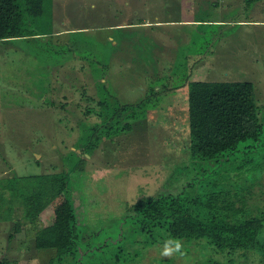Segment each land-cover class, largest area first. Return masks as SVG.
Returning <instances> with one entry per match:
<instances>
[{
    "label": "rangeland",
    "instance_id": "obj_1",
    "mask_svg": "<svg viewBox=\"0 0 264 264\" xmlns=\"http://www.w3.org/2000/svg\"><path fill=\"white\" fill-rule=\"evenodd\" d=\"M45 9L30 25L53 32L0 40V257L12 264L53 263L56 248H38L35 235L55 219L76 212L80 233L104 240L138 199L196 186L189 80H251L264 115V0H45ZM125 119L131 125L120 127ZM88 126L100 137L90 154L80 149ZM78 153L86 159L72 168ZM61 170L70 186L29 222L10 180ZM251 190L248 204L264 208V171ZM119 238L141 251L126 264L169 258L160 255L167 239ZM107 250L98 257L113 264L117 248ZM184 252L172 264H264L258 252L222 253L204 241H187Z\"/></svg>",
    "mask_w": 264,
    "mask_h": 264
},
{
    "label": "trees",
    "instance_id": "obj_2",
    "mask_svg": "<svg viewBox=\"0 0 264 264\" xmlns=\"http://www.w3.org/2000/svg\"><path fill=\"white\" fill-rule=\"evenodd\" d=\"M45 10V0H0V40L53 32L35 31L30 25ZM254 85L251 80H189V153L202 163V172L199 182L186 194L170 192L138 199L124 215L119 231L109 233L104 240L98 236L101 232L82 235L77 213L72 212L41 226L36 231V246L56 248L51 264H87L95 259L105 264L98 254L110 247L117 248V253L125 250L126 256L141 253L139 248L131 253L125 248L127 244L121 242L119 235L127 237L129 233L135 243L145 240L151 246L160 238L176 237L184 243L204 241L222 253L258 252L264 258V208L251 207L246 193H252L254 180L264 171V115L260 113ZM142 112L143 109L132 110L125 113V118L137 119ZM126 119L120 127L131 125V120ZM96 130V126L85 129L88 135L84 147L80 148L82 152L90 154L95 150L100 137L94 140L91 137ZM78 156L80 160L72 168L79 167L86 159L79 153ZM203 161L208 164L204 165ZM68 175L61 170L22 175L21 180L14 178V183L10 180L11 192L20 195L26 204L24 214L29 222L38 219L52 199L70 186ZM241 178L244 180L240 181ZM14 225L16 230L21 228L18 222ZM117 253L113 264L120 262ZM130 256L124 264L132 260ZM171 261L160 258L155 262L172 264ZM0 264L12 262L2 256ZM215 264L225 262L220 258Z\"/></svg>",
    "mask_w": 264,
    "mask_h": 264
},
{
    "label": "clouds",
    "instance_id": "obj_3",
    "mask_svg": "<svg viewBox=\"0 0 264 264\" xmlns=\"http://www.w3.org/2000/svg\"><path fill=\"white\" fill-rule=\"evenodd\" d=\"M148 195H152L151 192ZM135 201H132L134 203ZM184 252V243L183 240L176 237H169L163 245V248L160 251V255L163 257H173L175 255L183 256Z\"/></svg>",
    "mask_w": 264,
    "mask_h": 264
}]
</instances>
